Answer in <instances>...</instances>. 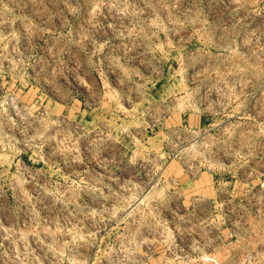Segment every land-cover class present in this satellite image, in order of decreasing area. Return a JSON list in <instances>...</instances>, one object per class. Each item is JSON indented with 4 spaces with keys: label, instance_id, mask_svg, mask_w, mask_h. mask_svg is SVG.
<instances>
[{
    "label": "rangeland",
    "instance_id": "1",
    "mask_svg": "<svg viewBox=\"0 0 264 264\" xmlns=\"http://www.w3.org/2000/svg\"><path fill=\"white\" fill-rule=\"evenodd\" d=\"M0 264H264V0H0Z\"/></svg>",
    "mask_w": 264,
    "mask_h": 264
}]
</instances>
